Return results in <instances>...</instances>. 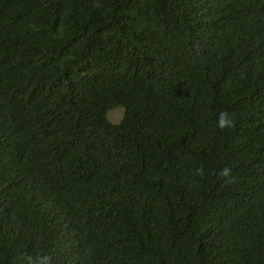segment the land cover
Instances as JSON below:
<instances>
[{
    "label": "trees",
    "instance_id": "1",
    "mask_svg": "<svg viewBox=\"0 0 264 264\" xmlns=\"http://www.w3.org/2000/svg\"><path fill=\"white\" fill-rule=\"evenodd\" d=\"M45 256L264 264V0H0V264Z\"/></svg>",
    "mask_w": 264,
    "mask_h": 264
},
{
    "label": "clouds",
    "instance_id": "2",
    "mask_svg": "<svg viewBox=\"0 0 264 264\" xmlns=\"http://www.w3.org/2000/svg\"><path fill=\"white\" fill-rule=\"evenodd\" d=\"M217 125L221 130L227 129L232 127V121L229 118V114L227 112H221L218 116ZM223 174H228V169L225 168L223 170ZM45 264H47V261L50 259L49 257L45 256Z\"/></svg>",
    "mask_w": 264,
    "mask_h": 264
},
{
    "label": "rangeland",
    "instance_id": "3",
    "mask_svg": "<svg viewBox=\"0 0 264 264\" xmlns=\"http://www.w3.org/2000/svg\"><path fill=\"white\" fill-rule=\"evenodd\" d=\"M124 111L121 108L110 110L107 114L108 120L113 123L117 124L121 121L123 117Z\"/></svg>",
    "mask_w": 264,
    "mask_h": 264
}]
</instances>
